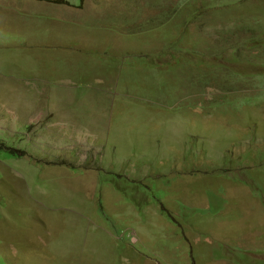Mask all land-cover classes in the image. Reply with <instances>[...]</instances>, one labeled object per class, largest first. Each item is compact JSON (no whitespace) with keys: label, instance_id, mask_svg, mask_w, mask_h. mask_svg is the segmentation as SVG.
Listing matches in <instances>:
<instances>
[{"label":"rangeland","instance_id":"374dc122","mask_svg":"<svg viewBox=\"0 0 264 264\" xmlns=\"http://www.w3.org/2000/svg\"><path fill=\"white\" fill-rule=\"evenodd\" d=\"M50 1L0 0V264H264V0ZM8 35L94 80L42 151Z\"/></svg>","mask_w":264,"mask_h":264},{"label":"crops","instance_id":"0c3cea01","mask_svg":"<svg viewBox=\"0 0 264 264\" xmlns=\"http://www.w3.org/2000/svg\"><path fill=\"white\" fill-rule=\"evenodd\" d=\"M16 32L19 33L18 31ZM6 37L11 38V45H3V47L17 48L18 54L12 55L18 61L15 65L21 64L22 66L31 68L29 73L19 71L18 74L16 72L17 76L22 77L21 80L15 77L16 80H19L17 84L29 87L24 96L22 93L20 97L19 102L22 104L16 114L22 126L31 127V142L35 143L33 149L35 151H42L39 149L45 146L44 143L49 142L53 137L58 138L60 130L66 128L64 131L69 132L70 130L82 127L84 123V114L80 110L82 103L85 101H98L97 94L90 87L94 80L85 85L81 80L71 81L65 79L67 70L65 69L64 58L56 57L54 61H49L42 54V46L37 44L31 45V40L27 42L23 36L8 35ZM6 37L2 39L3 43H9ZM12 61L15 62L13 58ZM14 66L1 76L4 78L13 75ZM93 76V73H89L83 75L81 79L84 77L93 78ZM58 80L62 82L59 86L57 85ZM95 91L97 92L98 90ZM20 115L22 119H20ZM75 124L77 126H74ZM80 131L82 130L80 129ZM47 147L53 153L66 149H59L53 146ZM74 152L76 151L74 150ZM34 155L35 153L31 152V157H34ZM62 160H65V158Z\"/></svg>","mask_w":264,"mask_h":264},{"label":"trees","instance_id":"16d2710c","mask_svg":"<svg viewBox=\"0 0 264 264\" xmlns=\"http://www.w3.org/2000/svg\"><path fill=\"white\" fill-rule=\"evenodd\" d=\"M50 2H52V3H56V4H67V5H71L70 3H69V1H62V0H56V1H50ZM83 4V3H82ZM82 4L80 5V6H82ZM79 6V7H80Z\"/></svg>","mask_w":264,"mask_h":264}]
</instances>
